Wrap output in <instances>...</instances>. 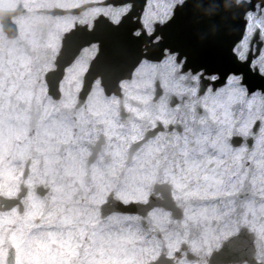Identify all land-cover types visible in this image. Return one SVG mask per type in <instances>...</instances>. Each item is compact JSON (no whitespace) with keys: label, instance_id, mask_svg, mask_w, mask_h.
Listing matches in <instances>:
<instances>
[{"label":"clouds","instance_id":"obj_1","mask_svg":"<svg viewBox=\"0 0 264 264\" xmlns=\"http://www.w3.org/2000/svg\"><path fill=\"white\" fill-rule=\"evenodd\" d=\"M12 2L0 264H264V0Z\"/></svg>","mask_w":264,"mask_h":264},{"label":"snow or ice","instance_id":"obj_2","mask_svg":"<svg viewBox=\"0 0 264 264\" xmlns=\"http://www.w3.org/2000/svg\"><path fill=\"white\" fill-rule=\"evenodd\" d=\"M250 16H251V14H250ZM256 23H259V21H257ZM251 31H252V24L250 23L248 25V33L245 34L244 38L241 41V44L243 45L245 51H247V48H248V34H250ZM262 58H264V57H262ZM255 99H256V97H253V99L251 101H249V103L250 104L253 103V101ZM262 102H264V101H262ZM262 131H264V130H262ZM261 139L264 140V137H262ZM258 143H260V141H258ZM240 151H243V149H240ZM153 179H155V177H153ZM139 195L141 198H146L147 197V190L141 189ZM24 219L26 220L27 216ZM225 243H227V241H225ZM18 262H19V264H23L22 260H20L19 254H18ZM30 264H71V260H70V256L66 255L63 252H60V253L48 252L47 254H44V255L37 253L31 258Z\"/></svg>","mask_w":264,"mask_h":264},{"label":"rangeland","instance_id":"obj_3","mask_svg":"<svg viewBox=\"0 0 264 264\" xmlns=\"http://www.w3.org/2000/svg\"><path fill=\"white\" fill-rule=\"evenodd\" d=\"M168 0H150L147 3V6L145 7V21L146 23H150L155 19L156 14H164L168 9ZM148 13H151V15H147ZM249 99H252L249 97ZM254 104L259 105L261 103V100L259 98H256L253 101Z\"/></svg>","mask_w":264,"mask_h":264},{"label":"flooded vegetation","instance_id":"obj_4","mask_svg":"<svg viewBox=\"0 0 264 264\" xmlns=\"http://www.w3.org/2000/svg\"><path fill=\"white\" fill-rule=\"evenodd\" d=\"M3 7L5 8V10H8L14 7V4L12 0H3Z\"/></svg>","mask_w":264,"mask_h":264}]
</instances>
